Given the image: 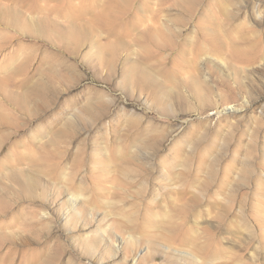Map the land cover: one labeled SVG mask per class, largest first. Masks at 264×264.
<instances>
[{"label": "rangeland", "instance_id": "obj_1", "mask_svg": "<svg viewBox=\"0 0 264 264\" xmlns=\"http://www.w3.org/2000/svg\"><path fill=\"white\" fill-rule=\"evenodd\" d=\"M0 264H264V0H0Z\"/></svg>", "mask_w": 264, "mask_h": 264}]
</instances>
